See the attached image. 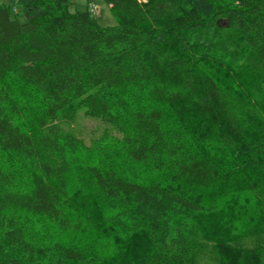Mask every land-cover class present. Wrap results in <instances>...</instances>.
Returning a JSON list of instances; mask_svg holds the SVG:
<instances>
[{"label":"trees","instance_id":"16d2710c","mask_svg":"<svg viewBox=\"0 0 264 264\" xmlns=\"http://www.w3.org/2000/svg\"><path fill=\"white\" fill-rule=\"evenodd\" d=\"M106 1L116 25H102L89 5L73 10L72 0H17L14 14L0 1V155L13 154L22 167L0 164V264H264V243L201 238L192 216L207 208L183 189L214 187L217 159L232 154L264 176V0ZM219 73L242 86L224 87ZM11 80L40 101L32 132ZM83 118L104 125L93 141L118 145L176 185L85 165L107 223L125 231L123 244L137 240L130 256L131 244L119 246L127 259H92L59 243L44 248L27 234L31 215L61 234L84 227L71 211V178L89 149L64 128ZM256 184L264 221V188ZM182 211L190 216L175 213Z\"/></svg>","mask_w":264,"mask_h":264},{"label":"rangeland","instance_id":"374dc122","mask_svg":"<svg viewBox=\"0 0 264 264\" xmlns=\"http://www.w3.org/2000/svg\"><path fill=\"white\" fill-rule=\"evenodd\" d=\"M14 9H19L17 0H0ZM72 9H85L88 5L95 4L99 9L98 21L102 25H116L117 18L112 13L106 0H72ZM218 81L224 87L242 86L239 81L230 73H219ZM13 103L21 111L23 126L28 131L36 129V121L42 108L37 95L20 83L11 80L8 84ZM252 100L254 98H251ZM255 107L257 108L255 99ZM245 115V114H243ZM245 117V116H244ZM251 127L255 128L256 122L250 117L245 118ZM104 125L95 119L83 118L77 123L64 122V128L73 134L81 136L88 145V151H81L75 162V169L72 176V189L70 197L71 211L75 217L83 220L84 227L78 235L61 234L56 227L47 222L46 219L37 216H25L24 221L27 227V234L36 246L51 248L57 243L77 246L84 254L92 259L111 258V254L118 260L124 259L125 248L119 246L130 245V256L136 253L134 244L137 240L132 239L131 243L123 244L124 230L120 226L113 227L106 221V213L101 205L96 193L94 184L89 174L85 170V165L107 163L114 166L123 176L128 179L144 183H161L164 185L175 186V182L164 173H159L151 168L133 161L126 157L121 147L118 145L104 142L93 141L95 129L102 128ZM221 167V179L211 188H194L183 186L186 192L206 206L204 214L192 216L195 229L201 238L215 236L218 241L224 243L225 240H238L240 244L248 247L264 243V233L262 225V198L257 195L251 184L256 187L264 188V176L257 175L248 165V160L242 155L232 154L229 158L217 159ZM0 164L16 172L20 171L18 160L13 154L5 153L0 155ZM26 179L22 178V183ZM255 182V183H254ZM178 185H181L179 183ZM177 185V186H178ZM181 218L190 214L185 212H175ZM123 232V234L121 233ZM125 237L127 235L124 234ZM129 239V238H128ZM233 242V241H232ZM137 244V243H136ZM143 245L145 243H142ZM138 247V246H137ZM134 248V249H133ZM124 254V255H123ZM127 259V258H126ZM123 261V260H122Z\"/></svg>","mask_w":264,"mask_h":264},{"label":"built area","instance_id":"2783aa9c","mask_svg":"<svg viewBox=\"0 0 264 264\" xmlns=\"http://www.w3.org/2000/svg\"><path fill=\"white\" fill-rule=\"evenodd\" d=\"M145 1V0H144ZM89 8L91 10V12L94 14V15H98L99 14V9L98 7L95 5V4H91L89 5Z\"/></svg>","mask_w":264,"mask_h":264},{"label":"crops","instance_id":"0c3cea01","mask_svg":"<svg viewBox=\"0 0 264 264\" xmlns=\"http://www.w3.org/2000/svg\"><path fill=\"white\" fill-rule=\"evenodd\" d=\"M5 1V0H4Z\"/></svg>","mask_w":264,"mask_h":264}]
</instances>
